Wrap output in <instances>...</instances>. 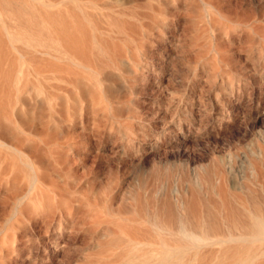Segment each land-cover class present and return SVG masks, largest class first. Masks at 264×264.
Instances as JSON below:
<instances>
[{
    "label": "rangeland",
    "instance_id": "rangeland-1",
    "mask_svg": "<svg viewBox=\"0 0 264 264\" xmlns=\"http://www.w3.org/2000/svg\"><path fill=\"white\" fill-rule=\"evenodd\" d=\"M0 264H264V0H0Z\"/></svg>",
    "mask_w": 264,
    "mask_h": 264
},
{
    "label": "bare ground",
    "instance_id": "bare-ground-1",
    "mask_svg": "<svg viewBox=\"0 0 264 264\" xmlns=\"http://www.w3.org/2000/svg\"><path fill=\"white\" fill-rule=\"evenodd\" d=\"M34 1V0H33ZM37 4V3H36ZM65 27V26H64ZM58 31V30H57ZM6 32V31H5ZM7 33V32H6ZM53 33V32H52ZM5 35V34H4ZM7 35V34H6ZM65 36V35H64ZM7 37V38H6ZM69 37V36H68ZM5 38L8 40H6L7 41V47H8V49H9V53H11V52H13V53H15V55L16 56H18V58L20 59V60H22V59H28V57L27 58H25L27 55H29V50H26L27 49V47H25V48H18V47H16L15 45H14V41L9 37V36H5ZM69 38H67L66 40H68ZM4 40V41H5ZM72 42L73 41V39L71 40H69V41H66V42ZM70 42V43H71ZM69 44V43H68ZM72 44V43H71ZM50 44H48V43H44L43 44V50L42 51H36V49L34 48V49H32L33 50V52H37V53H40V54H42V55H44V56H48V57H51V58H53L54 60H56L57 62H58V59L60 58V55L59 56H57V54H53V53H51L48 49L50 48ZM67 46V45H66ZM71 46V45H70ZM74 46H77V45H74ZM74 46H71V48L72 47H74ZM70 48V47H69ZM65 49V48H64ZM76 49V48H75ZM78 49V48H77ZM62 50V49H61ZM66 50V49H65ZM72 50H74V48H72ZM87 50V49H86ZM70 51V50H69ZM69 51H66V52H69ZM74 51H76V50H74ZM56 52V51H55ZM63 52H64V50H63ZM77 52V51H76ZM71 53V52H70ZM73 55V54H72ZM75 56V55H74ZM76 57V56H75ZM36 58H38V57H35V59ZM31 59V58H30ZM39 59H41V58H39ZM45 59H43V61H44ZM48 60V59H47ZM65 60V59H64ZM60 61V60H59ZM63 61V60H62ZM61 61V62H62ZM67 61V60H66ZM70 61V60H69ZM39 62H41V61H39ZM64 62V61H63ZM72 63V62H71ZM73 64V63H72ZM60 65V64H59ZM64 65V64H63ZM50 66V65H49ZM77 66V65H76ZM78 67V66H77ZM53 70V69H52ZM57 70V69H56ZM84 70V69H83ZM48 71V70H47ZM47 73V72H46ZM65 79V78H64ZM80 81H81V79H80ZM82 82H83V80H82ZM79 83H81V82H79ZM82 84V83H81ZM240 215V214H239ZM241 218V217H240ZM239 220V219H238ZM245 221V220H244ZM245 224H243V227H244V230H243V232L240 234H238L237 236L235 235V236H229L227 239H225V240H220L219 242H217V243H222V244H234V243H238V244H248V243H253L254 241H262V239L260 238V237H258L255 233H260V223H253V222H249L248 221V223H247V221L246 222H244ZM245 225V226H244ZM260 241V242H261ZM170 243V242H169ZM172 244V243H171ZM192 246V245H191ZM210 246V245H209ZM205 247V246H204ZM208 247V246H207ZM179 248V247H178ZM203 248V246H195L194 248L192 247H190L189 246V249L192 251V253H190V255L191 256H193L194 257V259H195V257L196 256H198L199 255V252L201 251V249ZM209 248V247H208ZM229 248H230V245H229ZM233 249H236V252H238L239 251V253H240V251L241 250H243V248H241L240 246H234V247H232ZM168 249V248H167ZM186 249H188V247L186 248ZM188 249V250H189ZM204 249V248H203ZM202 249V250H203ZM170 250V248L167 250V251H169ZM229 250V249H228ZM216 250H214V252H215ZM221 251V250H220ZM232 251H234V250H232ZM203 252V251H202ZM209 252V251H208ZM213 251H211V253H212ZM211 253H207L208 255H210V257L212 258V255H211ZM217 253V252H216ZM215 253V254H216ZM200 254L203 256L204 254H202L201 252H200ZM207 254H205L206 256H207ZM230 254V253H229ZM233 254V253H232ZM237 254V253H236ZM201 255H199V256H201ZM232 256V255H231ZM231 256H229V257H231ZM249 256V255H248ZM208 257V256H207ZM188 258V257H187ZM187 258H186V260H187ZM210 258V259H211ZM170 259V258H169ZM208 259V258H207ZM217 259H218V257H217ZM192 260V259H191ZM167 261V260H166ZM201 261V260H200ZM203 261H205V260H203ZM202 261V262H203ZM161 262H163V261H161Z\"/></svg>",
    "mask_w": 264,
    "mask_h": 264
}]
</instances>
